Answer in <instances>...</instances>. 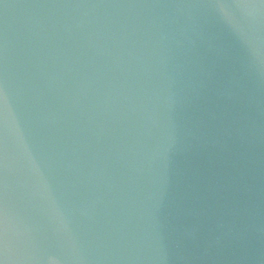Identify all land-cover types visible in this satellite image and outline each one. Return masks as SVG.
Returning a JSON list of instances; mask_svg holds the SVG:
<instances>
[{"label":"water","instance_id":"95a60500","mask_svg":"<svg viewBox=\"0 0 264 264\" xmlns=\"http://www.w3.org/2000/svg\"><path fill=\"white\" fill-rule=\"evenodd\" d=\"M0 264H264V0H0Z\"/></svg>","mask_w":264,"mask_h":264}]
</instances>
